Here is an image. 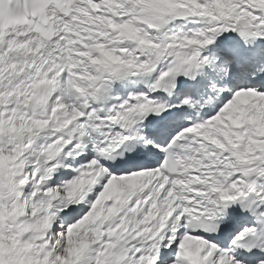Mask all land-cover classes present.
I'll use <instances>...</instances> for the list:
<instances>
[{
    "label": "snow or ice",
    "instance_id": "snow-or-ice-1",
    "mask_svg": "<svg viewBox=\"0 0 264 264\" xmlns=\"http://www.w3.org/2000/svg\"><path fill=\"white\" fill-rule=\"evenodd\" d=\"M0 264H264V0H0Z\"/></svg>",
    "mask_w": 264,
    "mask_h": 264
}]
</instances>
